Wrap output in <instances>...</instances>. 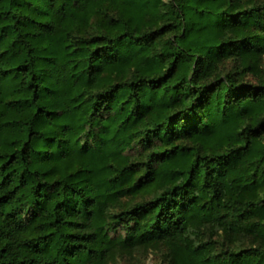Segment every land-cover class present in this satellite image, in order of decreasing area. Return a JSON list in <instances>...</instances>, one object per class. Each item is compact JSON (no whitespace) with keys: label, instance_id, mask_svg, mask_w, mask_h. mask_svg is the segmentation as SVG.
<instances>
[{"label":"trees","instance_id":"16d2710c","mask_svg":"<svg viewBox=\"0 0 264 264\" xmlns=\"http://www.w3.org/2000/svg\"><path fill=\"white\" fill-rule=\"evenodd\" d=\"M263 59L264 0H0V264H264Z\"/></svg>","mask_w":264,"mask_h":264},{"label":"rangeland","instance_id":"374dc122","mask_svg":"<svg viewBox=\"0 0 264 264\" xmlns=\"http://www.w3.org/2000/svg\"><path fill=\"white\" fill-rule=\"evenodd\" d=\"M225 70H232V62L224 64ZM264 71V59L261 66ZM251 76H248L250 78ZM196 242H208L210 249L218 254L230 244V240L221 231L214 228H201L198 231ZM249 244L247 239L235 242L236 246H246ZM168 248L164 244H156L150 247L139 248L131 253L117 254L110 264H174L171 262Z\"/></svg>","mask_w":264,"mask_h":264}]
</instances>
